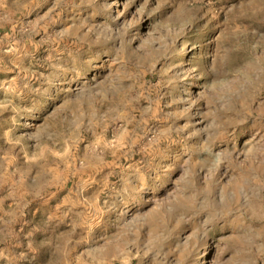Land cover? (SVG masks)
I'll use <instances>...</instances> for the list:
<instances>
[{"label": "rangeland", "instance_id": "obj_1", "mask_svg": "<svg viewBox=\"0 0 264 264\" xmlns=\"http://www.w3.org/2000/svg\"><path fill=\"white\" fill-rule=\"evenodd\" d=\"M0 264H264V0H0Z\"/></svg>", "mask_w": 264, "mask_h": 264}]
</instances>
